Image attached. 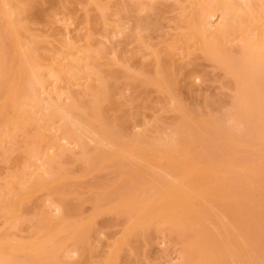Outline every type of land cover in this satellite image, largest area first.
Returning a JSON list of instances; mask_svg holds the SVG:
<instances>
[{
	"label": "bare ground",
	"instance_id": "1",
	"mask_svg": "<svg viewBox=\"0 0 264 264\" xmlns=\"http://www.w3.org/2000/svg\"><path fill=\"white\" fill-rule=\"evenodd\" d=\"M74 1L85 14L69 38ZM78 1L0 0V137L32 122L33 111L42 139L78 146L70 161L85 175L112 169L117 180L92 187L86 198L62 163L64 148L48 155L46 175L12 188L17 211L39 190L49 193L33 219L36 236L0 240V264H93L92 238L103 231L98 217L105 213L125 226L99 264L141 262L139 246L145 250L164 229L182 240L181 264H264V182L251 180L257 168L264 171V0ZM172 9L179 31L161 32L156 17ZM131 22L140 48L129 56L136 67L98 39L127 33ZM200 57L234 80L232 106L221 116L180 100L178 90L190 89ZM84 79V98H77L70 88ZM151 89L167 95L177 118L128 134L139 112L127 106L148 104ZM255 188L261 199L251 196ZM87 200L93 207L83 216Z\"/></svg>",
	"mask_w": 264,
	"mask_h": 264
},
{
	"label": "rangeland",
	"instance_id": "2",
	"mask_svg": "<svg viewBox=\"0 0 264 264\" xmlns=\"http://www.w3.org/2000/svg\"><path fill=\"white\" fill-rule=\"evenodd\" d=\"M79 4L77 5V3L75 2L76 7L74 5V8H75L74 13L76 14H73V15L76 16V19L73 18L74 20H72L70 18L73 21V23H71L73 25L69 26L71 27L70 29L72 30L71 32H68L69 35L67 33L69 38H74L76 36V26L80 24V22L83 23L82 17L84 18L83 14H85L84 13L85 9L82 5H79ZM57 5L58 4H56V6ZM58 7L56 9H58ZM174 10L172 9L166 15L164 14L165 13L164 10H162L161 13L164 16L161 13L160 15L157 13L158 14L157 16L159 17L154 16L156 13H153L154 15L151 14L154 16V19L155 17L158 19L160 18V20L158 19L156 20H158V22L162 26L161 32H165L164 30L167 29L164 26H169L172 33L179 31V30H174V28H178V25H179L178 20L180 17L179 14L177 13V10L176 9ZM60 11L61 10L59 9V11L57 12L60 13ZM70 12L69 14L71 17L73 16L72 15L73 10ZM146 12L147 11L145 12L142 11V15ZM170 13L172 14L176 13L177 16L176 14L172 15ZM146 15L148 17L147 13ZM161 15L163 18L160 17ZM144 16L145 14L143 15V17ZM174 17L176 18L178 17V18L176 19ZM80 18H81V21H80ZM216 19L217 18L213 19L212 28H216V25H218V20ZM76 20L78 22H76ZM74 21L76 22L75 24H74ZM176 23L178 24L176 25ZM37 25H35V27ZM79 26H81V24L78 25L77 27ZM128 26L129 27L127 29V33L113 34L109 37L99 36L98 39L106 46L109 53L115 54L119 52L118 53L119 56H121L122 58H126L128 62H130L132 65L136 67L137 62L134 60L135 58L131 59L132 57L130 58L129 56H131L130 53L133 54L136 50L138 51L140 48H139V43L135 41L133 38L132 30H133L134 24L131 22L130 24H128ZM37 27H40V26H37ZM62 30L64 33L67 32V29L64 31V29L61 28V31ZM158 34L159 32L157 33V35H154V32H153V36H154L152 38L153 42L158 39L156 38ZM233 42L234 44H236L238 40H235ZM212 63L213 62L210 63V60L202 59V57L198 58L197 59L198 65L197 64L195 65L196 73L194 74V77L195 76L196 77L193 79L191 83L192 86L190 85L191 86L190 89H188L189 87L187 88L185 86H181L178 92L181 91L179 93V97H180L181 102L183 101L182 103L185 104L186 106L189 104L188 106L189 107L191 106L190 108L194 110H197V111L199 110L201 111V113L204 112V114L206 115L209 114L210 116H213L216 114L217 116V114L219 113L221 114L222 112L224 113L225 112L224 110L232 106V99L234 100L233 97H235L234 96L235 84H234V80L232 81L230 77L225 75L224 70H220L221 68L216 67V65ZM138 65L139 64L137 63V66ZM85 83L88 84L89 81L84 79V80H81L78 84H74L70 88L72 89L71 91L72 95H74L77 98H84V88H83L84 86L83 85H86ZM183 83L184 82H182V84ZM65 86H66L65 82L64 83L60 82V84L57 87L62 89V88H65ZM52 87H55V85L50 87L51 90L54 89ZM56 92H59V91L57 90ZM149 93H150L148 97L149 102L148 104L146 103V105H148L149 107H147L143 103L141 106V102H137V103L134 102V105L130 103L131 105L127 106L129 110L133 108V110H137L139 112L138 118L133 123H131L130 128L128 130V134H132L133 132L140 131L144 128H147L154 120H160L166 124L167 123L170 124L174 122L175 119L177 118L178 112L173 111V109L168 107L169 101H168L166 94H163L155 89H151ZM214 100H216V102ZM137 104H138V108L136 107ZM31 114L32 116L36 117L35 119H31L32 122H27L24 124V126L18 128L17 130H14L11 133H8V136L6 138L0 137V240H5L7 238L14 239V240H18V239L19 240H23V239L29 240L30 238H34L36 236L35 227L33 229L34 223H36V221L33 220V219H36V217L34 218V216H36L43 209L44 204L49 202L50 195L45 190H39L35 194L33 200L26 199V201L23 202V206H22L23 209L20 211H17L13 203V201H15L17 197L14 196V194L12 193V188L14 186L20 187L25 184L35 185V183H37L35 182L37 177L46 175V170L50 168L47 158L54 153H58L60 149L64 148L63 153L66 154L65 155L66 158L63 159L62 157V163L65 162L64 164L69 166V168L72 171L71 174L75 177V180H77L75 181L77 182V186L81 185L80 192L82 191L83 195L86 198L90 196L91 192L89 194V191L92 189V187L94 188V190L96 189L98 190V184L100 185H103L102 183L112 184L114 183V181L117 180V174L112 169L111 170L101 169L100 171L96 170L95 172L91 174L85 175L82 171V166H80L81 164L76 162V160L74 162L70 161V159L77 158L76 153L79 152L78 146H76V144L74 143L71 144L67 142L66 139L65 140L60 139L58 141H52V140H47V139H46L47 141H45L44 138L42 139L43 134H44V129L42 128V126H40L39 121L37 120L38 114L34 113L33 111L31 112ZM220 114L219 116L222 115ZM57 126L58 124L55 125V127ZM50 134L55 135L57 133L56 132L53 133L51 131ZM55 142L59 144L61 143V146H58V144L53 146L52 144ZM65 145L67 148H65ZM33 150H36V154L30 153ZM63 153H61V156H64ZM70 155L72 158L70 157ZM251 156L255 160L254 155H251ZM258 156H260V154ZM251 166H253V164ZM263 167H264V164H263ZM254 168L253 170L255 171ZM250 171L252 172V170ZM250 171L249 172L247 171L248 172L247 174H250V175L253 174L254 176L255 173L251 174ZM255 172L257 173L256 175L258 176L257 178L251 177V180L253 182H257L256 180L258 178L260 179L261 177L264 176L263 170L258 172V168H257V171ZM259 179H258L259 182L261 181L264 182V180L262 179L259 180ZM255 184L257 187L259 186L257 185V183ZM101 187H99V189ZM243 188H245V186ZM260 189H262L263 191V188H260ZM254 191H250V193L254 192L253 193L254 195H252L251 193V196L252 197L257 196L259 197V199H261V197L259 196L261 190H257V191H260L258 192L259 194L256 192V188L254 189ZM245 192L246 194L244 192L243 194L247 195L248 192L247 191ZM250 193L248 195H250ZM240 195H242V193ZM257 197L255 199H258ZM92 207L93 205L89 200L85 201L82 205L81 214L83 216L89 215L92 211ZM112 214L105 213L98 217V225L101 226V227L99 226L98 227L101 228L100 231L101 230L103 231H101V233L98 234L100 235L99 237L100 242H98L99 240L97 241L96 239L98 235L92 238V243L94 244L95 252H93L94 253L93 258L90 256L91 258L88 257V260L90 262H93V264H99L103 260L104 252H106L107 247H109L108 243L112 242L113 240L121 236L124 232V226H125L124 223L115 221V217ZM30 219H32L31 222H29ZM154 236L151 242H148V243L146 242V244L148 245H146V247L144 246L145 250L142 251L141 247L143 246L141 247L139 246L138 252L140 253L138 254L141 255L143 260L144 258L146 259L144 262L143 260H141V262L139 260V263L137 261L136 264H181V262L183 261V252H181L183 245H182V242H180L182 241L181 238H179V236L176 233L170 230H167V229L166 230L164 229L160 233L154 234ZM140 242L141 241H139V245H143V244H140ZM90 259L94 261H91ZM138 259H140V257Z\"/></svg>",
	"mask_w": 264,
	"mask_h": 264
}]
</instances>
